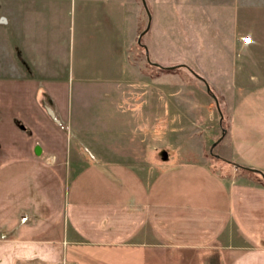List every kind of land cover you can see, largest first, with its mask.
<instances>
[{
  "label": "crops",
  "instance_id": "1",
  "mask_svg": "<svg viewBox=\"0 0 264 264\" xmlns=\"http://www.w3.org/2000/svg\"><path fill=\"white\" fill-rule=\"evenodd\" d=\"M139 1L0 0V264H264V183L238 170L264 173V0L183 8L218 33L202 53L218 56L235 95L223 172L205 161L86 159L72 147L75 84L131 81L126 26Z\"/></svg>",
  "mask_w": 264,
  "mask_h": 264
},
{
  "label": "rangeland",
  "instance_id": "2",
  "mask_svg": "<svg viewBox=\"0 0 264 264\" xmlns=\"http://www.w3.org/2000/svg\"><path fill=\"white\" fill-rule=\"evenodd\" d=\"M140 1L138 6L142 5ZM203 1L158 0L155 4L153 0H145L138 19L134 17L137 9L131 7L126 26V42H131L127 56L131 81H80L73 87L68 128L72 147L80 148L86 159L108 155L157 167L205 161L224 171L220 154L226 143L221 140L234 91H229V84L217 72L218 56L202 53L217 49L218 33H204L202 16L186 15L183 9L191 6L200 14ZM96 36L88 33L85 41L94 44L95 52L101 54L104 45L97 42ZM76 39L79 48L81 43ZM117 59L115 54L113 60ZM151 63L167 68L187 66L163 71ZM213 94L218 98L220 110ZM144 98L156 103L144 104ZM145 105L151 106V111L145 112ZM109 117H112L109 121L104 119ZM107 123L110 129H106ZM165 154L167 161L162 160Z\"/></svg>",
  "mask_w": 264,
  "mask_h": 264
},
{
  "label": "trees",
  "instance_id": "3",
  "mask_svg": "<svg viewBox=\"0 0 264 264\" xmlns=\"http://www.w3.org/2000/svg\"><path fill=\"white\" fill-rule=\"evenodd\" d=\"M151 64L156 66V67H158L159 69H161L163 71H172L171 69H169L167 67H164V66H162L160 64H157V63H151ZM211 92H212V90H211ZM162 160L163 161H167L168 160V156L163 155L162 156ZM221 160L228 161V160L223 159V158H221ZM233 164L234 163H232V165ZM238 170L246 172V173L257 174V175H259L260 180L264 183V173H262L261 171L254 170V169H251V168H248V167H244L242 165H238Z\"/></svg>",
  "mask_w": 264,
  "mask_h": 264
},
{
  "label": "water",
  "instance_id": "4",
  "mask_svg": "<svg viewBox=\"0 0 264 264\" xmlns=\"http://www.w3.org/2000/svg\"><path fill=\"white\" fill-rule=\"evenodd\" d=\"M144 1V4L146 5V2H145V0H143ZM145 32H147V29L141 34V36H140V38H139V41L141 40V37L145 34ZM149 59V58H148ZM181 65H186V64H179V65H176V66H170V67H168V68H170V69H175V68H177V67H180ZM187 66V65H186ZM195 75H198L197 73H195ZM200 79H202V80H204L205 81V79L203 78V77H199ZM207 88H208V91H210L211 89H210V86L209 85H207ZM213 97H214V99H215V101H216V103H217V106H218V109L220 110V106H219V102H218V98H217V96L215 95V94H213ZM216 145V143L214 144V146ZM254 170H256V169H254Z\"/></svg>",
  "mask_w": 264,
  "mask_h": 264
},
{
  "label": "built area",
  "instance_id": "5",
  "mask_svg": "<svg viewBox=\"0 0 264 264\" xmlns=\"http://www.w3.org/2000/svg\"><path fill=\"white\" fill-rule=\"evenodd\" d=\"M243 41H244V42L247 41L246 43H248V42L251 41V37L245 36V37H243Z\"/></svg>",
  "mask_w": 264,
  "mask_h": 264
},
{
  "label": "snow or ice",
  "instance_id": "6",
  "mask_svg": "<svg viewBox=\"0 0 264 264\" xmlns=\"http://www.w3.org/2000/svg\"><path fill=\"white\" fill-rule=\"evenodd\" d=\"M247 42V41H246Z\"/></svg>",
  "mask_w": 264,
  "mask_h": 264
}]
</instances>
